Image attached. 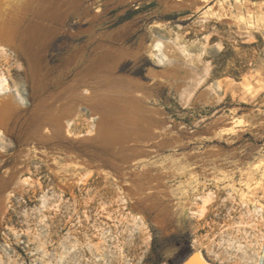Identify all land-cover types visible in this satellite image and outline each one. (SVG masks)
<instances>
[{"label": "rangeland", "instance_id": "1", "mask_svg": "<svg viewBox=\"0 0 264 264\" xmlns=\"http://www.w3.org/2000/svg\"><path fill=\"white\" fill-rule=\"evenodd\" d=\"M250 7L233 2L217 20L218 5L166 16L155 1L120 20L103 8L92 27L73 16L57 25L39 51L50 89L40 98L72 122L66 139L0 135V264H183L195 253L247 264L242 245L257 264L264 198L258 212L243 194L246 179L264 185V11ZM153 32L173 42L172 65L144 54ZM90 33L97 56L126 35L92 85L112 105L106 123L102 110L90 119L54 88L72 78ZM0 70L23 98L18 107L32 109L26 58L7 50Z\"/></svg>", "mask_w": 264, "mask_h": 264}, {"label": "bare ground", "instance_id": "2", "mask_svg": "<svg viewBox=\"0 0 264 264\" xmlns=\"http://www.w3.org/2000/svg\"><path fill=\"white\" fill-rule=\"evenodd\" d=\"M135 1H137L136 4H134ZM155 1H157L163 8L167 9L168 13L165 14L166 16H168L170 14L169 12L175 7L178 10L187 8L191 10V12H194L204 7H207L208 11L213 6L218 5L223 11V13L217 15L216 19L220 20L221 16H224L226 12L233 8V2L239 3L248 8L250 6L261 8L263 9L262 11H264V0H233L232 2L231 0H0V54L4 55L5 52L9 50L13 55L18 57L24 56V58H26L29 69L28 71L32 75L31 86L33 94L35 95L32 109H29L31 103L28 104L25 101L24 103H26V105L21 109L18 105L19 103L20 105L23 104V98L18 93L14 92L17 94L16 95L12 92L7 77L0 72V135L13 133L16 135L17 139H66V135L69 134V126L72 119L65 120L59 112L49 111L50 107L48 109L47 105L50 106L52 104L45 100L47 98L46 96L40 98L45 92L48 93V91H50V89L44 84L45 82L42 83L43 81L41 80L42 71L40 69L41 66H39L38 63V61H40L39 58L41 57H39V51L42 49L41 46H46L48 41L53 39L58 31L57 25L62 26L69 16L75 17L79 22L83 21L85 24L88 23L90 24V27H92L96 20L99 19L98 17L103 14V8L104 13L116 12L114 14V19L120 20L121 18L128 16L131 11L135 12ZM87 32H91V28H89ZM151 35L153 42L151 45L143 48L144 54H147L152 60L160 63L162 62L165 65H172V63L178 59V54H176V52L174 53V46H172L173 42L170 39H167L165 35H158L154 32L151 33ZM125 37L126 35L121 38L111 36L108 42L109 44H107L108 46L105 47L106 50H104L106 53L102 52V55L100 54L101 56H97L96 54H93V49L89 50L88 48L94 43L93 34H89V38L86 40L87 48L84 50L82 49L85 54L83 53L81 57L82 61L80 64L78 63L79 65L73 71L72 78L66 76L64 81L60 80L54 83L55 91L59 95V99L61 98L64 100L62 102L64 105H83L90 119L95 118V110H102L103 114H101V116L99 115V121L100 123H106L108 119L106 120L104 113H106L112 105L103 101L100 97H97L93 91L94 88H92V85L96 77V69L107 66L105 62L117 55L115 53L118 51V45H121L125 41ZM106 77L108 78L105 74L104 78ZM113 78L112 73H110L107 80L115 83L116 78H114L115 80H113ZM251 78L252 76L250 75L247 77V82H245L240 94L245 100L250 99L252 96L253 80ZM260 85L262 84L260 83ZM49 94L51 95L52 93L49 92ZM54 104H56V101ZM136 105L138 104L136 103ZM142 108H144V106ZM58 109H60V107ZM62 110L63 109H61V111ZM99 116L97 117L99 118ZM120 121L121 119L119 121L117 120V123H114L118 124ZM9 123H11L12 126L9 127ZM46 126H49L50 130L47 129L49 127ZM109 133H111V131ZM113 136L116 135L114 134L111 137ZM112 140L114 139L104 138L105 142H110ZM244 184L247 192H245L243 196L247 201L253 204L255 211H262V204L258 199L264 198V185L260 180H256L255 183L252 184L248 179L245 180ZM244 247L245 246L242 245L240 249H242L244 261L249 264L253 260L252 254H249ZM186 264L208 263L203 259L200 253H195Z\"/></svg>", "mask_w": 264, "mask_h": 264}, {"label": "built area", "instance_id": "3", "mask_svg": "<svg viewBox=\"0 0 264 264\" xmlns=\"http://www.w3.org/2000/svg\"><path fill=\"white\" fill-rule=\"evenodd\" d=\"M257 263L264 264V238L262 239L259 247V256L257 258Z\"/></svg>", "mask_w": 264, "mask_h": 264}, {"label": "water", "instance_id": "4", "mask_svg": "<svg viewBox=\"0 0 264 264\" xmlns=\"http://www.w3.org/2000/svg\"><path fill=\"white\" fill-rule=\"evenodd\" d=\"M190 258H191V257H190ZM190 258H189V259H190ZM189 259H187L183 264H186V263L188 262Z\"/></svg>", "mask_w": 264, "mask_h": 264}]
</instances>
